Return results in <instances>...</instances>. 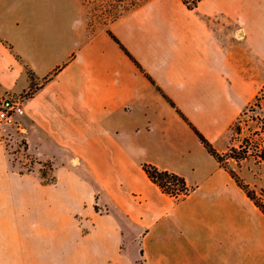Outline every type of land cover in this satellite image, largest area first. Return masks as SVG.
<instances>
[{
	"label": "crops",
	"instance_id": "obj_1",
	"mask_svg": "<svg viewBox=\"0 0 264 264\" xmlns=\"http://www.w3.org/2000/svg\"><path fill=\"white\" fill-rule=\"evenodd\" d=\"M29 73L14 141L54 183L0 143V264H264V214L182 117L227 150L264 87V0H146L95 28L80 0H0V95Z\"/></svg>",
	"mask_w": 264,
	"mask_h": 264
},
{
	"label": "rangeland",
	"instance_id": "obj_2",
	"mask_svg": "<svg viewBox=\"0 0 264 264\" xmlns=\"http://www.w3.org/2000/svg\"><path fill=\"white\" fill-rule=\"evenodd\" d=\"M144 1L146 0H80L87 12L90 26L94 28L107 24L113 17L122 15ZM260 90L264 91V87L256 85V95ZM30 92L32 93V91ZM261 106L254 113H247L242 118V131L239 135H234L233 140L231 138L230 144L232 143L235 147H239L243 144L244 140H247L249 151L252 154H260L264 146L262 144L264 134L261 129L263 126L262 121L264 120V101L261 102ZM251 116L258 117L259 121H251ZM17 129L15 127L0 125V143L4 148V153L7 155L11 167L20 173L31 172L37 169L40 178L41 173H45L41 181L43 183L50 182L52 180L51 164L44 162L43 165H39L35 163L34 159L26 153L23 144H15L14 139L17 135ZM226 166L228 170L236 174L248 186L254 200L264 208V163H259L255 158L250 157L239 165L233 161H229Z\"/></svg>",
	"mask_w": 264,
	"mask_h": 264
},
{
	"label": "trees",
	"instance_id": "obj_3",
	"mask_svg": "<svg viewBox=\"0 0 264 264\" xmlns=\"http://www.w3.org/2000/svg\"><path fill=\"white\" fill-rule=\"evenodd\" d=\"M185 6L186 8H188L189 10H194L195 8H197L198 4L202 1V0H180ZM119 17V16H118ZM118 17H113L112 19H110L108 21L112 22L115 19H117ZM112 38L120 45V47L122 48V50L128 54V52L126 51V49L118 42V40L116 38H114V36H112ZM129 55V54H128ZM29 79H30V90L32 92H35L37 89V86L35 85L34 81V75L32 73L28 74ZM264 101V91L260 90V92L254 97V99L248 103V105L240 112L238 118L236 119V121L232 124L231 126V134H232V140L234 135H239L242 131V118L247 115V113H254L256 111V109H260L261 106V102ZM183 119L188 123L189 127L192 129V131L195 133V135L198 137L199 141L201 142V144L204 146V148L207 150V152L214 157V159L218 162V164L224 168L226 171H228V173L230 174V176L235 180V182L237 183V185L246 193V195L254 202V204L262 211V213L264 214V208L262 206H260L252 197V195L250 194L249 188L246 184H244L241 179L234 174L232 171L228 170L226 164L229 161H233L235 162L237 165H239L242 161L248 160L250 157L255 158V160H257L259 163H264V146H263V150H261L260 154H252L249 151V146H248V141L244 140L243 144L240 145L239 147H235L232 143L227 147V150L223 153H219L214 147L213 145L184 117L182 116ZM251 121L253 122H257L259 121V118L257 117H253L251 116ZM262 132L264 134V120L262 121ZM262 144L264 145V136L262 138ZM35 163L37 164H41L43 165L44 163L41 162H36L34 160ZM45 163H49L51 164V162H45ZM52 169V164H51V168ZM142 169L144 171V173L146 174V176L148 177V179L155 184L164 194L173 197L176 200H179L181 197H183L184 195H186L191 188H189L186 184L185 179L174 173V172H169V171H164V170H160L158 169L156 166L152 165V164H143L142 165ZM45 173H41V178H44ZM54 183V178L52 177V180L50 182H46L45 184H52Z\"/></svg>",
	"mask_w": 264,
	"mask_h": 264
},
{
	"label": "built area",
	"instance_id": "obj_4",
	"mask_svg": "<svg viewBox=\"0 0 264 264\" xmlns=\"http://www.w3.org/2000/svg\"><path fill=\"white\" fill-rule=\"evenodd\" d=\"M31 92L0 95V125L18 128V118L24 114L25 105Z\"/></svg>",
	"mask_w": 264,
	"mask_h": 264
}]
</instances>
